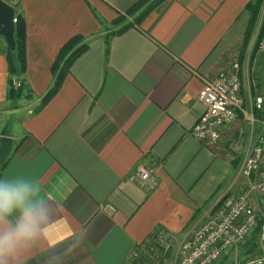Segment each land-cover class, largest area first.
Masks as SVG:
<instances>
[{
  "label": "crops",
  "instance_id": "crops-1",
  "mask_svg": "<svg viewBox=\"0 0 264 264\" xmlns=\"http://www.w3.org/2000/svg\"><path fill=\"white\" fill-rule=\"evenodd\" d=\"M136 1L18 0L27 66L15 101L26 104L0 118V137L13 140L0 178L38 181L51 215L22 264H127L132 247L158 232L178 244L228 193L264 134V109L254 110V125L239 113L215 147L190 134L204 109L202 80L243 42L252 0H149L116 31ZM74 36L86 49L35 110ZM8 79L0 54V106L11 102ZM140 164L153 186L129 179Z\"/></svg>",
  "mask_w": 264,
  "mask_h": 264
},
{
  "label": "built area",
  "instance_id": "built-area-1",
  "mask_svg": "<svg viewBox=\"0 0 264 264\" xmlns=\"http://www.w3.org/2000/svg\"><path fill=\"white\" fill-rule=\"evenodd\" d=\"M261 45L264 47V41ZM242 91L239 62L227 63L213 77L203 79L197 99L204 109L190 131L191 136L207 147H215L221 141L222 127L235 123L241 112L254 125V110L264 109V94L254 95L251 111L245 113ZM240 177L245 182L235 192ZM129 179L142 184L150 182L153 186L151 171L141 164L135 167ZM259 197H264V134L246 155L228 193L189 236L176 245L165 232L153 234L132 247L127 264H264V213L255 207ZM260 218L263 222L255 233ZM253 236L263 253L260 250V254L250 255L244 248L243 255L250 258L242 256L240 261L239 250Z\"/></svg>",
  "mask_w": 264,
  "mask_h": 264
},
{
  "label": "trees",
  "instance_id": "trees-1",
  "mask_svg": "<svg viewBox=\"0 0 264 264\" xmlns=\"http://www.w3.org/2000/svg\"><path fill=\"white\" fill-rule=\"evenodd\" d=\"M8 4L12 5L15 11V22H14V41L15 48L11 50L0 37V54L5 55L7 65H8V90L7 97L10 101L14 102L23 96V92L26 90L24 74L26 72V22L22 13L18 10V0H4ZM264 0H252L248 2L245 6V10L249 16V24L246 28V32L244 35V41L246 40L248 34L250 37V32L255 27L257 18L259 16L260 8L263 5ZM149 0H138L133 6L126 11L124 15H120V17L114 22L116 26H119L116 31H121L128 26L130 23H122L126 20V16L132 15L135 11L139 10L142 6H144ZM139 20V17H138ZM263 31H264V21L262 22V35L261 32L257 39V46L259 45V49L261 48V43L263 42ZM84 38L80 36H74L70 38L63 46H61L58 50L56 58L52 64L51 72L54 76V80L49 89L44 93L41 97L39 105L35 108L38 110L42 108L47 101L55 94L58 90L62 80L64 73L69 69L72 62L86 49V43L83 42ZM256 51V48H255ZM255 51L251 55V59L255 58ZM19 84L16 86V84ZM26 97L30 98V94H26ZM5 164V163H4ZM2 165V167L4 166ZM263 222L262 218L258 220L257 228L255 233L258 231V226ZM245 253L250 255L260 254V249L258 248L255 236L250 238L245 245ZM223 264V263H221Z\"/></svg>",
  "mask_w": 264,
  "mask_h": 264
},
{
  "label": "clouds",
  "instance_id": "clouds-1",
  "mask_svg": "<svg viewBox=\"0 0 264 264\" xmlns=\"http://www.w3.org/2000/svg\"><path fill=\"white\" fill-rule=\"evenodd\" d=\"M51 215L40 183L25 177L0 178V264H22Z\"/></svg>",
  "mask_w": 264,
  "mask_h": 264
},
{
  "label": "rangeland",
  "instance_id": "rangeland-1",
  "mask_svg": "<svg viewBox=\"0 0 264 264\" xmlns=\"http://www.w3.org/2000/svg\"><path fill=\"white\" fill-rule=\"evenodd\" d=\"M262 4L263 5L260 8L259 16L257 18L255 27L250 32V37L248 34L245 41L243 38V42L241 41L240 44H238L234 48V51L233 50L230 51V53L228 54L229 60L227 61V63H230L232 61L240 63L241 71H242V90L243 92L246 91L248 100L251 102H252L254 95L264 94V47H262L261 45V48L259 49V45L257 46V39H258V36L260 35L259 34L260 32L262 35V22L264 21V1ZM126 18H129V17L126 16ZM263 35H264V31H263ZM255 48H256V51H255ZM254 51H255V58L251 59V55L254 53ZM32 96L33 95H31L30 97ZM23 104H26L25 100L24 101H14V102L11 101L10 103H6L3 106L1 105L0 106V118L3 116H7L6 113L8 111H11L12 109L19 110ZM248 153L249 152H246L242 159H245ZM239 154L240 155H238V157H241V155H243L244 153L240 152ZM244 182L245 180L240 177L237 181L236 189L243 186ZM255 207L257 211H261L264 213V197L258 198V204L255 203ZM244 248L245 247L242 246L238 252L240 261L243 259L242 256H244L246 259L250 258V256L243 255Z\"/></svg>",
  "mask_w": 264,
  "mask_h": 264
},
{
  "label": "water",
  "instance_id": "water-1",
  "mask_svg": "<svg viewBox=\"0 0 264 264\" xmlns=\"http://www.w3.org/2000/svg\"><path fill=\"white\" fill-rule=\"evenodd\" d=\"M14 22L15 11L12 5L4 0H0V37L5 44L11 49L15 48L14 41ZM13 140L10 136L3 135L0 137V167L6 162L12 150Z\"/></svg>",
  "mask_w": 264,
  "mask_h": 264
}]
</instances>
